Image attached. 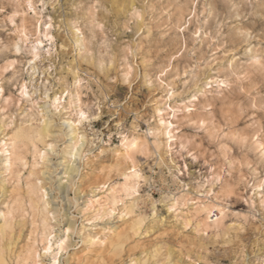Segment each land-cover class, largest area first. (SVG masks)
Returning <instances> with one entry per match:
<instances>
[{
    "label": "rangeland",
    "instance_id": "1",
    "mask_svg": "<svg viewBox=\"0 0 264 264\" xmlns=\"http://www.w3.org/2000/svg\"><path fill=\"white\" fill-rule=\"evenodd\" d=\"M0 88L7 263L264 264V0H0Z\"/></svg>",
    "mask_w": 264,
    "mask_h": 264
},
{
    "label": "bare ground",
    "instance_id": "2",
    "mask_svg": "<svg viewBox=\"0 0 264 264\" xmlns=\"http://www.w3.org/2000/svg\"><path fill=\"white\" fill-rule=\"evenodd\" d=\"M39 43L38 44H41V41L39 40L38 41ZM75 43H77L76 41H75ZM37 44V45H38ZM35 47H36V45H35ZM38 48H39V46H37L35 49L36 50H38ZM41 48V47H40ZM39 48V49H40ZM35 51V50H34ZM36 56H37V51L34 53V59L36 58ZM1 89V88H0ZM1 91H2V89H1ZM26 91V90H25ZM27 92V91H26ZM46 93V92H45ZM171 95V94H170ZM56 100H57V98H56ZM57 108V107H56ZM82 114V113H81ZM80 114V115H81ZM83 115V114H82ZM82 115H81V117H82ZM47 120V119H46ZM45 120V121H46ZM45 121L43 122V123H45ZM47 121H49V120H47ZM51 122V121H50ZM49 122V123H50ZM74 122V121H73ZM67 123H69V122H67ZM71 123V122H70ZM161 123H162V125H165V124H167L166 126H165V128H166V134L167 135H170V138L172 137V135H171V132H172V130H171V128H170V126L172 125V122L171 121H167L166 122V120H164L163 118H161ZM74 125H75V123H73ZM71 125V124H70ZM70 125H68V126H70ZM44 127H46V126H43V128ZM40 129V131L41 130H44L45 131V129L47 130V127L45 128V129ZM25 130V129H24ZM29 131V130H28ZM34 131V130H33ZM74 131V130H73ZM25 132V131H24ZM76 132V131H75ZM28 133V132H27ZM42 133V132H41ZM73 133V132H72ZM18 134V133H17ZM16 134V135H17ZM25 134V133H24ZM33 134V133H32ZM31 134V135H32ZM40 134V133H39ZM38 134V135H39ZM43 134V133H42ZM75 134V133H74ZM13 135H15V133H13ZM13 135L11 136L12 137V139H11V141L10 142H12V143H10V144H12V151H10L9 153H10V155H8V156H10V158H8V159H11V161L10 162H12L13 160L15 161V159H18L20 156H22L23 154L21 153V155H19L18 154V152L16 151V149H17V147H19V146H17V147H15L16 145H15V137L13 138ZM18 136V135H17ZM30 136V135H29ZM36 136V135H35ZM77 136V135H76ZM19 137H21V136H19ZM18 137V138H19ZM40 137H41V135H40ZM17 138V137H16ZM23 138H24V136H23ZM34 138V137H33ZM74 138H75V136H74ZM80 138H81V135H80ZM139 138V137H138ZM137 137L136 138H132V139H125V143H123V146H124V148H123V151L121 152L122 154H124V155H127V156H129V154L131 153V152H135V150L139 147V141H140V138L138 139ZM35 139V138H34ZM33 139V140H34ZM38 139H40V138H38ZM76 139V138H75ZM19 139H17V141H18ZM24 140V139H23ZM20 141V140H19ZM35 141H37V140H35ZM39 141V140H38ZM82 141V140H81ZM23 142V141H22ZM21 142V143H22ZM78 142V141H77ZM83 142V141H82ZM17 143H19V142H16V144ZM34 143V142H33ZM80 143V142H79ZM6 144H8V143H6ZM20 144V143H19ZM81 144V143H80ZM36 146V145H35ZM73 146V145H72ZM76 149L78 148L77 146H76V143H75V146H74ZM7 149V148H6ZM5 149V150H6ZM11 149V148H10ZM76 149H73V150H76ZM9 151V150H8ZM72 151V150H71ZM75 152V151H74ZM79 152V150L77 149V151H76V153L74 154V156H76L77 155V153ZM117 152V151H116ZM71 154H73V153H71ZM119 154V153H118ZM121 154V155H122ZM42 155V154H41ZM120 155V154H119ZM7 156V157H8ZM118 156V155H117ZM22 158V157H21ZM133 157L131 156L130 158H128V159H132ZM22 160V159H21ZM24 160V159H23ZM23 160H22V162H23ZM18 161H19V159H18ZM8 162V161H7ZM25 162V161H24ZM12 165V164H11ZM10 165V166H11ZM9 166V167H10ZM134 167V166H133ZM67 171V170H66ZM69 172V171H68ZM131 172H134L133 174H131V176H125V178H126V183H125V188L126 187H130V185L128 184V180H130V178L131 177H133L134 179L136 178L137 179V181H135L134 180V183H132V186L129 188L130 190H135V191H137V184H138V182H139V178H141V175L139 174V173H137L136 171H135V169L133 170V171H131ZM65 173H67V172H65ZM70 173V172H69ZM31 174V173H30ZM32 176H33V173L31 174ZM36 175V174H35ZM130 182V181H129ZM131 184V183H130ZM123 185V184H122ZM30 186V185H29ZM28 186V187H29ZM43 186V185H42ZM131 188H133V189H131ZM113 189V188H112ZM127 189V188H126ZM129 189H127V190H129ZM44 190H45V188H44ZM39 192V191H38ZM41 192V191H40ZM39 192V193H40ZM115 192V191H114ZM34 193V192H33ZM43 193H45L44 191H43ZM109 193H111V190H109ZM116 193V192H115ZM28 194V193H27ZM112 194V193H111ZM114 194V193H113ZM28 195H30V193L28 194ZM43 195H45V194H43ZM46 195H47V193H46ZM110 194H108V195H106L107 197H106V199H104V200H102L101 199V197H96V198H93V200L91 199L90 200V203H89V205L87 206V210H93V211H99L100 210V207H103V209H104V206L106 205V202L107 201H109L112 205H115L116 203H117V197H115V196H117L116 194H114V195H111V196H109ZM32 196H33V198L35 197L33 194H32ZM37 197V196H36ZM33 198H31V205H32V202H36ZM28 199H29V197H28ZM38 199V198H37ZM40 199H44V196H43V198H40ZM47 199H44V200H42L43 201V207H40V208H43V211L44 210H46L47 208H48V206H49V202L48 201H46ZM29 201V200H28ZM108 203V202H107ZM37 204V203H36ZM39 204V203H38ZM42 204V203H41ZM30 205V204H29ZM20 206H22L21 204H20ZM98 206V207H97ZM205 207V209H207V207L206 206H204ZM31 208L33 209V205L31 206ZM36 207L34 206V209H35ZM217 210H219V212H220V215H218V213L219 212H217V213H214L213 211V208L212 209H210L209 210V218H211V217H214L213 218V222L214 223H220V221H221V217H222V207L221 208H218V207H215ZM33 209V210H34ZM49 209V208H48ZM47 209V210H48ZM36 210H37V208H36ZM36 210H34V211H36ZM86 210V209H85ZM204 210V209H203ZM33 211V212H34ZM39 211H42V210H39ZM42 213H44V212H42ZM48 213V212H47ZM45 214V213H44ZM43 214V215H44ZM50 214V213H49ZM42 215V216H43ZM47 215V217H48V214H45L44 216H46ZM5 216V215H4ZM42 218V217H40V219H42V220H44V224L42 225V229H44L45 231L44 232H46V229L47 230H49L48 229V224L49 223H47L46 224V221H48L49 220V218ZM7 222V221H6ZM49 222V221H48ZM7 224H11V223H7ZM3 225H4V223H3ZM2 225V226H3ZM73 224L72 223H70V225L68 226V228H67V231H70V230H72V228L74 229L75 227H73L72 226ZM6 226V225H5ZM11 226V225H10ZM4 227V226H3ZM3 227H1V228H3ZM50 227V226H49ZM0 228V233H1V230H3L4 231V229H1ZM5 228V227H4ZM12 228V227H11ZM11 228H9V229H11ZM9 229H8V231H9ZM12 231V230H11ZM10 231V232H11ZM14 231V230H13ZM7 232V231H6ZM12 234V233H11ZM49 234H50V232H49ZM116 234V233H115ZM4 235H5V231H4ZM8 235V234H7ZM6 235V236H7ZM51 235H52V233H51ZM1 237H4L3 236V233L0 235ZM9 236V235H8ZM47 236V235H46ZM45 236V237H46ZM50 236V235H49ZM112 236V235H111ZM44 237V238H45ZM114 238H115V236H113ZM118 237H119V235H118ZM43 238V239H44ZM90 238V240L92 241V242H95V238H91V237H89ZM121 238V237H120ZM119 238V239H120ZM6 239H7V237H6ZM10 239V238H9ZM14 239V238H13ZM51 240H48V241H46L47 243H45V246H44V250H45V253L46 252H49V250L52 248V246L53 245H51V242H53L52 241V238H50ZM108 239V238H107ZM1 240H3V238L1 239ZM98 241H101L102 243H104V241H105V239L103 240V239H100V238H98L97 239ZM114 240V239H113ZM10 242H11V240H9ZM15 241V240H14ZM115 242H116V238H115V240H114ZM113 241V242H114ZM1 242V241H0ZM5 242H8L7 240L5 241ZM62 242V241H61ZM90 242V241H89ZM121 242V241H120ZM12 243V242H11ZM108 243H109V241H108ZM4 244V243H3ZM66 244V241H63V243H61V248H63V246ZM109 244H111V243H109ZM116 244V243H115ZM118 244V243H117ZM11 245V244H10ZM13 246V245H12ZM110 246H113V244H111ZM119 246H120V243H119ZM2 247V246H1ZM0 247V264H10L9 262L7 263V260H6V253H5V251H6V249L5 248H1ZM6 247V246H5ZM35 246H33L30 250H28V251H30V253L31 254H35V252H37V248L35 249L34 248ZM114 247L116 248V246L114 245ZM7 248V247H6ZM10 247L8 246V249H9ZM12 248V247H11ZM114 248V249H115ZM13 249V248H12ZM117 249V248H116ZM63 250V249H62ZM11 251V250H10ZM7 252V251H6ZM28 253V252H27ZM44 253V254H45ZM38 254V253H37ZM28 255V254H27ZM27 255H26V258H27ZM10 256V255H9ZM8 256V257H9ZM29 256V255H28ZM37 256V255H36ZM29 258H30V256H29ZM57 263V262H56Z\"/></svg>",
    "mask_w": 264,
    "mask_h": 264
}]
</instances>
